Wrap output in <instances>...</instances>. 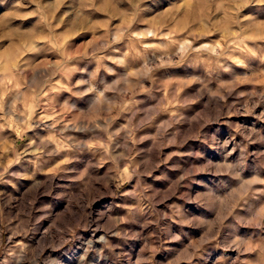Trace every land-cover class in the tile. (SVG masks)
<instances>
[{"label": "rangeland", "instance_id": "rangeland-1", "mask_svg": "<svg viewBox=\"0 0 264 264\" xmlns=\"http://www.w3.org/2000/svg\"><path fill=\"white\" fill-rule=\"evenodd\" d=\"M0 264H264V0H0Z\"/></svg>", "mask_w": 264, "mask_h": 264}]
</instances>
